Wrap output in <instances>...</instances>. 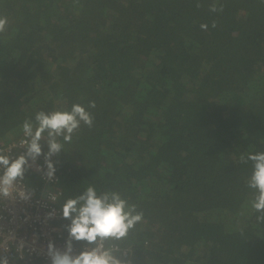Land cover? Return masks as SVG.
Segmentation results:
<instances>
[{
    "label": "trees",
    "instance_id": "trees-1",
    "mask_svg": "<svg viewBox=\"0 0 264 264\" xmlns=\"http://www.w3.org/2000/svg\"><path fill=\"white\" fill-rule=\"evenodd\" d=\"M0 17V144L40 111L93 117L58 138L55 184L23 179L58 189L65 242L62 207L93 186L143 213L111 242L127 264H264L240 161L264 152V0H0Z\"/></svg>",
    "mask_w": 264,
    "mask_h": 264
},
{
    "label": "clouds",
    "instance_id": "clouds-1",
    "mask_svg": "<svg viewBox=\"0 0 264 264\" xmlns=\"http://www.w3.org/2000/svg\"><path fill=\"white\" fill-rule=\"evenodd\" d=\"M210 10L218 11L215 5L211 6ZM6 27L7 18L0 17V33L5 32ZM201 28L206 29L207 26L201 25ZM88 107L94 108L95 102L90 101ZM35 122V127L29 120H25L22 125L26 137L22 141V147L25 149L22 154L12 158L0 153L2 197L13 196L18 181L24 179L27 169L32 167L41 155L44 156L46 165L45 175L52 179L55 167L51 158L63 149V144L58 138L62 137L63 141L70 143L81 123L92 127L93 117L84 106L73 104L70 111H40L35 115ZM42 141L47 143L46 153L43 152ZM249 160L252 162V173L246 183L247 187L255 192L251 206L260 213L257 220L264 222V152L248 154L247 158L243 155L240 157L242 163ZM29 196L30 194L21 193L24 200ZM62 217L70 221L66 226L67 240L64 250L57 248L51 241L48 243L47 255L50 264H127L118 256L120 249L111 242L125 239L129 231L142 220L143 213L137 211L136 206L130 205L118 192L106 191L98 194L93 186H88L82 194L64 203ZM73 242H83V250L77 253ZM0 264H9L8 258L0 257Z\"/></svg>",
    "mask_w": 264,
    "mask_h": 264
},
{
    "label": "built area",
    "instance_id": "built-area-1",
    "mask_svg": "<svg viewBox=\"0 0 264 264\" xmlns=\"http://www.w3.org/2000/svg\"><path fill=\"white\" fill-rule=\"evenodd\" d=\"M25 139L22 134L19 139L0 144V153L12 158L17 157L25 151L22 147V141ZM38 168L41 170H37ZM28 169L45 183L57 182L55 173L52 179L46 177V165L42 156ZM21 193L30 196L24 200ZM59 196L56 188L35 196L28 190L23 180L18 181L12 197L0 196V257L6 256L9 264H27L28 261L50 264L47 255L48 243L51 241L57 248L64 250L63 234L56 225L60 219V211L56 207ZM74 249L78 253L83 247Z\"/></svg>",
    "mask_w": 264,
    "mask_h": 264
},
{
    "label": "flooded vegetation",
    "instance_id": "flooded-vegetation-1",
    "mask_svg": "<svg viewBox=\"0 0 264 264\" xmlns=\"http://www.w3.org/2000/svg\"><path fill=\"white\" fill-rule=\"evenodd\" d=\"M35 264H37V263L35 262Z\"/></svg>",
    "mask_w": 264,
    "mask_h": 264
}]
</instances>
